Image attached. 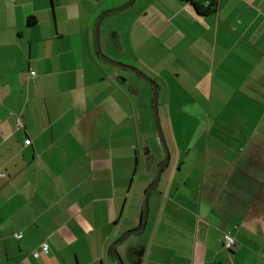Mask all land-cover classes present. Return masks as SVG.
Masks as SVG:
<instances>
[{"label":"crops","instance_id":"1","mask_svg":"<svg viewBox=\"0 0 264 264\" xmlns=\"http://www.w3.org/2000/svg\"><path fill=\"white\" fill-rule=\"evenodd\" d=\"M101 1L0 0L3 264H115L111 246L142 224L139 201L124 221L151 94L99 64ZM127 37L169 136L201 118L206 156L189 192V177L154 189L140 264H264V0H142Z\"/></svg>","mask_w":264,"mask_h":264},{"label":"rangeland","instance_id":"2","mask_svg":"<svg viewBox=\"0 0 264 264\" xmlns=\"http://www.w3.org/2000/svg\"><path fill=\"white\" fill-rule=\"evenodd\" d=\"M128 2L113 7L111 6V4L109 5L110 0H102L100 5V9H102V12H100L101 14L98 16V18L102 14L117 9L127 4ZM140 5H142V0H138L136 3H134L133 6L129 8L113 12L103 19L100 26V46L103 54L111 60L143 71L142 68H140V66L134 60L135 51L129 48V41L127 37L128 30L132 25V19L134 18V14L136 10L140 7ZM117 35L119 37H117ZM122 43L124 44V46L121 45ZM97 60L99 64H101L107 69V72H109L108 69L115 70V72H117L114 76V81L117 82L121 87L124 86L118 80V75L122 77V80H129L131 89H139L140 91L145 92L148 90V92L151 94V99L148 101L150 108V124L147 125L145 122L143 124L139 123L136 127V130H140V163L138 165L137 177L135 178L133 191L129 200L127 213L125 214L124 221L127 227H132L133 224L131 220L133 217L137 216L138 211H136L135 209V204H137L139 201L141 206V204L145 202L146 191L149 186L154 182L158 174L159 168L166 157L167 150L169 151L170 159L168 161V164L164 168L161 180L155 190L158 189V191L173 195L179 186H184L183 181H186L189 177L191 183L188 180L189 184L185 189L189 192V189H192L191 184L193 180H196L195 178L202 177V162L205 160L206 156H203L202 145L201 141L199 140V133L201 131V118H189V129H191L190 127H192L191 130L188 129V126L187 130H182L180 129V126L175 125L174 128L176 127V130H172L174 133V140H172V138L169 136V130L164 125V121L163 123L161 121V123L163 124L162 128L167 143L166 147L158 132L154 119V111L152 105L153 85L147 82L146 80L140 78L131 70L121 67H114L110 64H107L103 60H101L99 56ZM145 71L146 72H143L147 76L153 75V73H151V70H149L150 72L147 70ZM151 76L149 77L151 78ZM124 88L127 89V86H125ZM128 92L131 99V105L133 106L132 111L137 112V97L139 95H133L130 90ZM196 125H198V127H196ZM193 185L198 187V184ZM155 190L150 198L149 215L150 213L151 215L150 219L148 218V225L146 226L145 230L138 233H133L125 241H123L117 246V253L123 259L124 264H133L130 259V252L133 249H137L140 247L143 248V246H146L148 244L150 230L153 224L152 211L154 208V198L156 192ZM139 227L140 225L135 228H131L127 230L123 235L127 234L130 231L136 230ZM115 264H118V262L115 261Z\"/></svg>","mask_w":264,"mask_h":264},{"label":"water","instance_id":"3","mask_svg":"<svg viewBox=\"0 0 264 264\" xmlns=\"http://www.w3.org/2000/svg\"><path fill=\"white\" fill-rule=\"evenodd\" d=\"M136 0H130L127 4H125L124 6H121L117 9L108 11L104 14H102L95 25V44H96V50H97V54L99 56V58L101 60H103L104 62L114 66V67H121V68H125L128 70H131L132 72H134L136 75H138L140 78L146 80L147 82H149L150 84L153 85V97H152V105H153V111H154V119H155V123L158 129V132L162 138V141L164 143V145L167 147V143H166V139H165V135L163 132V128H162V123H161V119H160V115H159V104H158V97H159V85L157 84L156 81H154L152 78H150L149 76H147L143 71H141L140 69L134 68V67H130L127 65H123L120 63H117L113 60H111L110 58L106 57L102 50H101V46H100V26L101 23L103 21V19L113 13V12H117V11H121L123 9H126L128 7H130ZM170 159V154L169 151L167 150L166 153V157L162 163V165L159 168L158 174L154 180V182L149 186V188L146 191V195H145V202H144V214H143V220H142V224L141 226L133 231L128 232L127 234H125L120 240L116 241L113 245H112V254L113 256H115L118 264H124L123 259L121 258V256L117 253V246L122 243L123 241H125L130 235H132L133 233H138L141 232L145 229V226L148 222V218H149V212H150V198H151V194L153 192V190L157 187V185L159 184L160 180H161V176L163 174L164 168L166 167V165L168 164V161ZM143 256V251H137V250H133L130 252V259L131 262L134 264H140L141 263V258Z\"/></svg>","mask_w":264,"mask_h":264},{"label":"built area","instance_id":"4","mask_svg":"<svg viewBox=\"0 0 264 264\" xmlns=\"http://www.w3.org/2000/svg\"><path fill=\"white\" fill-rule=\"evenodd\" d=\"M16 123H17V125H22V121H21V119L20 118H17L16 119ZM31 142L30 141H28L27 142V144L29 145ZM22 234H17L16 235V238L17 239H22ZM236 239H235V237L230 233V232H228L227 233V236H226V240H225V247L227 248V249H232V247H234L235 245H236ZM41 249H42V251L43 252H45L46 254H48L49 252H50V247H49V245L47 244V243H44V244H42V246H41ZM36 255V257L38 256V253L37 254H35ZM0 264H3L2 262H1V260H0Z\"/></svg>","mask_w":264,"mask_h":264},{"label":"trees","instance_id":"5","mask_svg":"<svg viewBox=\"0 0 264 264\" xmlns=\"http://www.w3.org/2000/svg\"><path fill=\"white\" fill-rule=\"evenodd\" d=\"M187 1H194V0H187ZM216 7H217V4L215 2H213L209 5V7L207 9L203 10L202 14L205 15V14L211 13V12L215 11Z\"/></svg>","mask_w":264,"mask_h":264},{"label":"flooded vegetation","instance_id":"6","mask_svg":"<svg viewBox=\"0 0 264 264\" xmlns=\"http://www.w3.org/2000/svg\"><path fill=\"white\" fill-rule=\"evenodd\" d=\"M137 250V249H136ZM133 251V250H132ZM138 251V250H137Z\"/></svg>","mask_w":264,"mask_h":264}]
</instances>
